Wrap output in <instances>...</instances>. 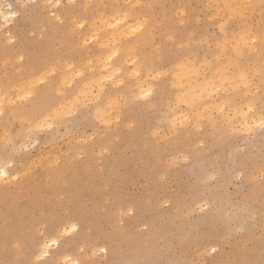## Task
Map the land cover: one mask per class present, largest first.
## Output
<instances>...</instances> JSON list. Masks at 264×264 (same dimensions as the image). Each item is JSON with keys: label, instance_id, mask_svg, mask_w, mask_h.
Segmentation results:
<instances>
[{"label": "rangeland", "instance_id": "rangeland-1", "mask_svg": "<svg viewBox=\"0 0 264 264\" xmlns=\"http://www.w3.org/2000/svg\"><path fill=\"white\" fill-rule=\"evenodd\" d=\"M128 2L129 0H74L76 5L95 7L77 8L76 14L69 17L65 8L69 0H0V4H14L20 12V15L7 25L0 17V97L8 96V99L15 100L14 93L20 92L19 90L22 92L24 89L22 83L25 80L34 83V68L46 62V53L50 46L74 48L82 43L85 37L90 41L86 47L92 48L94 44L90 40L91 32H97L105 38L115 32L116 38L119 39L122 33L128 31L124 28L127 24L135 25L136 20L144 16L143 12H132L126 23L117 25L115 29L110 28L109 25L121 19L120 13L123 9L120 6ZM132 2L135 3L137 0ZM139 2L162 5L145 11L150 13V19L156 23L159 34H162L165 40L171 36L177 41L184 40L186 43L191 41L194 50L191 59L199 69V75H193L190 68L177 67L170 79L177 80L176 83L179 85L177 84L171 91L169 90L171 86L173 87L171 80L167 82L168 86L171 84L169 88L167 87L168 90L156 81L154 87L157 92L154 91V94L158 93V97L156 95L155 101L147 109L134 103L132 89L121 92L120 103L123 105L124 113L122 121L127 120L134 126L130 128L127 123H121L119 127L113 125L109 132V138L113 141L109 153L103 157L89 156L82 161L78 170L80 175L76 173L73 177L75 182L72 180L70 185L61 183V178L56 173H53L51 178L43 176V182L50 185L47 202L37 198L34 186L23 177L18 185L15 181L12 182L16 185L14 188L9 186L8 194L15 193L17 197L0 193L2 197L0 230L9 233L6 248L0 249V264H9L12 261L42 264L36 256L43 249L44 242L50 241V237L47 233L43 238L39 237L32 231L31 225L41 215L59 210L58 206L67 201L74 202L89 214L92 232L80 239V247L89 255L94 244L105 246L104 236L113 231L114 225L119 229L121 240L116 245H108V260L131 259L138 255L136 250L140 248L142 242L155 240L160 233L169 232L182 234L188 238L187 246L182 248L181 253L176 254L181 259H208L223 264L236 258L235 245L250 244L258 250L264 224L259 213L261 199L264 197V186L261 184V177L264 176V148L261 145L259 129L249 135L246 125L247 120L250 122L249 125L259 123L260 111L257 109L254 113L244 116L243 113L247 112L248 97L242 93L233 94L229 110L234 117L232 124L238 132L229 135L217 133L215 139L194 130H190V137L187 133L178 134V131L168 124L174 116L182 118L179 109L186 106L177 102L179 96L182 97L184 93L191 95L194 91H214L213 86L228 89V93L216 92L215 97L226 96L232 93L230 80L237 76L242 68L258 69L264 64V57L259 50L244 49L242 42L247 39V35L239 16L226 25L230 41L240 42L241 55L237 59H232L234 53L229 52L227 54L229 60L216 68L215 45L209 49L198 44L201 37L207 39L209 35L215 36L219 32L218 27L209 28L203 22L204 14L209 11L203 7L204 5L209 2L237 5L247 3L248 0H139ZM57 3L60 5L59 8L55 7ZM23 4L29 6L19 7ZM102 5L109 7L104 8ZM52 13H56V16L65 23L59 24ZM77 19L84 24V28H76L73 33L75 25L71 22ZM8 31L16 38L15 43H9ZM33 32L35 35H32ZM96 46L99 56L100 50ZM77 51L80 49L77 48ZM175 51L178 55L182 52L179 45ZM21 55L24 56L23 61L19 59ZM225 63H230L231 67L226 68ZM125 67L130 69L132 65L129 62ZM64 68L68 70L67 63L64 64ZM91 68H96V72L100 70L95 60L86 75L89 76ZM69 80L71 82V73ZM176 90L181 93H176ZM160 91L164 95H161ZM5 104L7 106V100ZM202 136L204 146L197 148V142ZM180 153L188 154L189 159L184 161ZM178 155L179 160L168 168L169 161ZM0 159L3 157L0 156ZM237 171L243 172L242 180L231 182ZM209 174H217V182L207 188L200 186L196 192H204L210 197V202L216 209L213 215L200 213L195 207L193 200L198 203L199 195L194 193L191 199L187 196L189 177H192L194 183H198L200 178L206 179ZM162 176H166V179H161ZM32 202L36 203L33 208ZM161 203H165V207H160ZM177 203L181 204L179 212ZM169 204L171 206H168ZM184 204L194 210L193 218L185 219L182 211ZM128 208H131L132 214L121 217V211L126 212ZM229 213L232 216V226L234 228L243 226L245 231L235 233L239 239L233 240L232 246L225 247L218 245L217 238L224 229L225 218ZM146 224L149 229L147 232L144 231ZM40 231L45 230L41 228ZM11 233L15 236L13 237ZM212 246H218V253L207 257L199 255L205 250L210 251ZM49 251L57 249L53 247ZM58 251L60 255L57 259L60 264L65 262L72 264L73 261L84 258L79 248L75 246L63 245Z\"/></svg>", "mask_w": 264, "mask_h": 264}, {"label": "snow or ice", "instance_id": "snow-or-ice-1", "mask_svg": "<svg viewBox=\"0 0 264 264\" xmlns=\"http://www.w3.org/2000/svg\"><path fill=\"white\" fill-rule=\"evenodd\" d=\"M28 6L23 4L19 7ZM55 7L59 8L60 5L57 3ZM89 7L95 6L76 5L74 0H69V4L65 6L69 17L76 14L77 8ZM101 7L107 8L109 5ZM120 7L123 9L120 13L121 19L109 25L110 28L115 29L117 25L126 23L132 12H143L144 16L136 20L135 26H130L119 39L116 38L115 32L106 38L101 37L97 32H91V42L94 44L92 48L86 47L90 43L87 38L70 49L50 46L46 53V62L34 68L33 87L14 93L15 100L0 97V156L3 157L0 159V184L4 186L6 196L9 186L13 188L16 186L12 182L15 181L18 185L23 177L34 186L37 198L47 202L50 185L43 182V176L51 178V175L56 173L60 176L61 183L70 185L82 161L89 156L103 157L109 153L113 144L109 138L112 126L119 127L121 123H127L130 128L134 126L127 120L122 121L124 113L123 105L120 103V93L124 90L132 89L134 103L147 109L158 95V93L154 94L155 82L159 81L160 85H166L177 67L190 68L193 75H199V69L191 59L194 55L191 41L187 43L184 40L177 41L171 36L165 40L163 35L159 34L156 23L150 19V13L145 11L162 5L140 3L139 0L133 3L129 0ZM203 7L209 9L202 18L203 22L209 28L218 27L219 32L215 36L209 35L207 39L201 37L198 44L209 49L215 45L216 68L229 60L227 55L229 52L234 53L232 59H237L241 55L240 42L230 41L226 31V25L238 16L247 35V39L243 41L244 49L259 50L264 57V0L258 2L248 0L247 3L237 5L209 2ZM221 12L223 15H220ZM19 15L20 12L14 4H0V17L6 25ZM52 15L59 24L65 23L56 16V13ZM71 23L75 25L72 29L73 33L76 28H84V24L80 23L79 19ZM32 35L35 33L33 32ZM8 37L9 43L16 42L11 31L8 32ZM95 45L105 50L99 56ZM177 45L182 50L179 55L175 51ZM77 48L80 51H77ZM249 58L252 59L251 56ZM19 59L23 61L24 56L21 55ZM94 60L99 66V75H96V68H91L95 78L87 84L85 82L89 81L90 77L86 72ZM129 62L132 65L130 69L125 67ZM65 63L68 65V70L64 68ZM224 66L230 68L231 64L225 63ZM230 83L232 93L223 97H215V93L220 91L228 93V89L215 88V86H213L214 91H194L191 95L184 93L182 97L177 98L179 104L186 106L179 109L182 118L174 116L168 124L176 129L178 134L187 133L189 137L190 130L203 133L204 136L213 139L217 137V133L235 134L238 129L232 124L234 117L229 109L232 95L242 93L248 97L247 112L243 115L247 116L257 109L261 113L259 123L246 127L249 135L259 129L261 145L264 148V64L258 69L242 68ZM172 85L177 87L174 80ZM204 136L198 140L197 148L204 146ZM220 138L222 139L223 136ZM180 155H183L184 161L189 159L188 154L180 153ZM177 160L179 155L169 161L167 167L171 168ZM242 178L243 172L237 171L231 182L241 181ZM161 179H166V176H162ZM216 182L217 174H209L206 179L200 178L198 183H194L192 177H189L187 196L189 199L194 193L200 196L198 203L193 200L200 213L213 215L216 209L210 202V197L204 192L197 193L196 189L200 186L207 188ZM261 184L264 186V176L261 177ZM58 199L62 198L58 197ZM160 207H165V203H161ZM176 207L178 212L181 211L180 203H177ZM58 209L41 215L31 225L32 231L39 237L43 238L46 233L50 237V241L44 242L43 249L37 256V260L42 261V264H60L57 256L60 255L58 250L63 245L75 246L83 254V259H77L72 264H217L215 260L179 258L176 254L181 253L182 248L186 247L189 241L186 236L172 232L160 233L155 240L142 242L140 248L136 250L138 255H134L131 259L108 260V245H116L121 240V234L115 225L113 231L104 236L105 246L94 244L89 255L80 247L81 237L92 232L88 212L72 201L59 205ZM182 211L185 219L194 217V210L187 204L183 205ZM259 213L261 220L264 221V197L261 199ZM125 214L131 215V208L120 213L121 217ZM41 228L45 231H40ZM148 230L146 224L144 231ZM244 231L243 226L235 228L232 226V216L229 213L225 218L224 229L217 238L218 245L232 246L231 242L239 239L235 233ZM53 247L57 251L50 252L49 249ZM234 248L236 258L223 264H264V224H262L258 250L250 244H238ZM218 250V246H212L210 251L205 250L199 255L207 257L218 253ZM9 264H23V262L12 261Z\"/></svg>", "mask_w": 264, "mask_h": 264}, {"label": "bare ground", "instance_id": "bare-ground-1", "mask_svg": "<svg viewBox=\"0 0 264 264\" xmlns=\"http://www.w3.org/2000/svg\"><path fill=\"white\" fill-rule=\"evenodd\" d=\"M130 26H135L134 24H127L126 25V27H124V28H127L128 30H129V28H130ZM6 31V30H5ZM4 32V31H3ZM9 32V31H8ZM7 32V33H8ZM125 32V31H124ZM6 33V34H7ZM3 36V35H2ZM66 38V37H65ZM85 38V37H84ZM51 39V38H50ZM58 40V39H57ZM83 40V39H82ZM91 40V39H90ZM56 41V40H55ZM64 41V40H63ZM243 43V42H242ZM66 44V43H65ZM96 47H98L99 48V45H97ZM99 50H100V54L102 53V52H104L105 50L104 49H100L99 48ZM262 59V58H261ZM260 59V60H261ZM115 63V62H114ZM121 63H122V61H121ZM178 70V69H177ZM181 71V70H180ZM176 72V71H175ZM32 75V74H31ZM96 75L98 76L99 75V72H96ZM17 76H19V74H17ZM20 76H21V74H20ZM172 76V75H171ZM29 77H31V76H29ZM89 77H90V79H89V81H86L85 83H87V84H90L91 83V79H94L95 77H93V75H92V72L89 74ZM26 79V78H25ZM169 80H171V79H169ZM172 81V80H171ZM175 82H178L177 80H174ZM158 82V81H157ZM169 82V81H168ZM21 83V82H20ZM151 83V82H150ZM159 83V82H158ZM171 84H172V82H170ZM23 85H24V89H26V88H30V87H33V85H34V83H31V82H29V80L28 81H24L23 83H22ZM157 84V83H156ZM168 84V83H167ZM166 84V86L165 85H163L164 87H168L169 88V86L171 85V84H169V86ZM176 84H178V83H176ZM160 85V84H159ZM158 84H157V86H159ZM179 85V84H178ZM162 86V87H163ZM7 87V86H6ZM160 87V86H159ZM158 88V87H157ZM168 88H167V90H168ZM172 88H174V87H170V89L169 90H171ZM182 88V87H181ZM181 88H179V91H180V89ZM160 89H162L163 90V88H160ZM159 89V90H160ZM177 89V88H176ZM157 89H156V87H154V91H156ZM158 90V91H159ZM175 90V89H174ZM4 91V90H3ZM20 92H21V90H19ZM171 91H173V90H171ZM157 92V91H156ZM176 93H181V92H178V90H176L175 91ZM175 92H173V93H175ZM159 93H161V95H164V94H162V92L160 91ZM167 93H170L171 94V92L169 91H167ZM6 94V93H5ZM3 95H4V93H3ZM176 95V94H175ZM180 95V94H179ZM173 96H174V94H173ZM173 96H171V98H173ZM5 97H8V96H5ZM132 97V96H131ZM157 97H158V95H157ZM161 97V96H160ZM180 97V96H179ZM130 98V97H129ZM160 99V98H159ZM158 103H159V101H158ZM247 122H248V125L250 124V122L247 120ZM256 123H258V122H256ZM90 161V160H89ZM85 166V165H84ZM77 174H79V172H77ZM80 175V174H79ZM79 175H77L79 178L81 177V176H79ZM75 176V175H74ZM74 181V180H73ZM75 182V181H74ZM61 184V183H60ZM3 185L2 184H0V193L1 194H5V189L2 187ZM70 187V186H69ZM4 189V190H3ZM10 190V189H9ZM6 195V194H5ZM7 196H9V197H13V198H15V197H17V195H15V193L14 194H8V192H7ZM20 196V195H19ZM80 197V196H79ZM79 197H75L76 199L77 198H79ZM0 198H2V197H0ZM12 200V199H11ZM14 200V199H13ZM12 200V201H13ZM13 203V202H12ZM34 206H36V203H34V202H32L31 203V207L33 208ZM18 209V208H17ZM18 212H20L19 210H18ZM25 212V211H24ZM24 212H21V214L22 213H24ZM28 212H30V211H28ZM28 212H26V213H28ZM94 217V216H93ZM12 233H14V232H12ZM11 233V234H12ZM22 233V232H21ZM8 234L9 233H5V232H3L2 230H0V249L1 248H3V247H5V243L7 242L6 240H7V237H8ZM10 234V235H11ZM13 235V234H12ZM15 235H13V237H14ZM12 237V238H13ZM9 240H11V239H9ZM9 242V241H8ZM8 247V246H7ZM6 248V247H5ZM42 250V249H41ZM5 251H7V250H5ZM40 252V251H39ZM31 253V252H30ZM26 257H27V255H25ZM25 257V259H27ZM37 257V256H36ZM29 260H30V257L28 258ZM32 260H33V258H32ZM27 262V261H26ZM24 264V263H23ZM27 264V263H26Z\"/></svg>", "mask_w": 264, "mask_h": 264}]
</instances>
